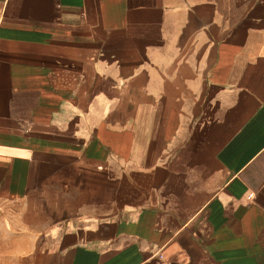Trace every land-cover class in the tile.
Returning a JSON list of instances; mask_svg holds the SVG:
<instances>
[{
	"label": "crops",
	"instance_id": "obj_1",
	"mask_svg": "<svg viewBox=\"0 0 264 264\" xmlns=\"http://www.w3.org/2000/svg\"><path fill=\"white\" fill-rule=\"evenodd\" d=\"M0 231L17 264H264V0H0Z\"/></svg>",
	"mask_w": 264,
	"mask_h": 264
},
{
	"label": "rangeland",
	"instance_id": "obj_2",
	"mask_svg": "<svg viewBox=\"0 0 264 264\" xmlns=\"http://www.w3.org/2000/svg\"><path fill=\"white\" fill-rule=\"evenodd\" d=\"M1 231H0V264H17L16 262V247L1 245Z\"/></svg>",
	"mask_w": 264,
	"mask_h": 264
}]
</instances>
